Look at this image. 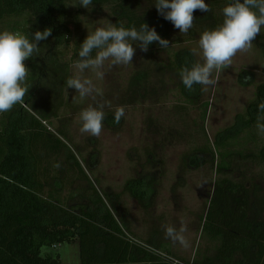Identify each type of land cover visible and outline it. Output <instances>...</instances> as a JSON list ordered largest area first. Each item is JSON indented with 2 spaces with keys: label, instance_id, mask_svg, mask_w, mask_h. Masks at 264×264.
<instances>
[{
  "label": "rangeland",
  "instance_id": "rangeland-1",
  "mask_svg": "<svg viewBox=\"0 0 264 264\" xmlns=\"http://www.w3.org/2000/svg\"><path fill=\"white\" fill-rule=\"evenodd\" d=\"M131 3L139 16L148 15L156 8V0H132ZM223 8L217 2L212 7L210 19L211 11L199 13L200 22H194L186 34L180 33L173 25L169 36L162 37L169 41L167 48L154 42L147 52H143L137 42H132L136 48L133 62L110 67V61H106L102 69L104 78L98 79L91 70L80 73L75 67L80 44L96 28L107 27L110 23L127 27L128 20L121 16L122 10L116 5L92 4L87 9L79 7L78 0H69L67 11L60 20L71 33L68 43L59 46L58 56L65 65L68 79L77 75L91 79L103 91V97L81 100L67 83L61 85L60 92L51 89L47 92L42 88L39 94L44 99L51 97L58 101L56 116L47 118L44 125L53 137L56 135L66 143L58 155L48 149L42 153L41 169L46 171L47 168L46 175H50L44 179L45 193L52 191V187H62L59 196L66 208L87 205L94 209L89 205L87 195L95 188L132 238L144 244L154 241L156 248L166 245L173 257L169 258L184 264H194L201 261L203 255L214 254L220 244L203 232V218L218 178L244 181L250 191L253 211L258 214L264 210V162L245 156L253 155L264 143V135L258 134L257 121L224 149L216 145L218 134L232 127L237 116L247 111L256 98L257 87L264 82V51L261 47L264 26L250 49L238 52L229 67L218 72L213 70L212 77L217 83L202 86L200 105L186 102L178 87L180 80L171 69L176 52L183 48L190 49L196 61L203 63L200 35L223 18ZM31 19L30 13L7 17L0 21V31L7 29L23 34L24 26ZM155 29L158 34L162 30L157 25ZM192 31L193 36L189 37ZM60 38L66 39L67 36ZM25 64L28 75L24 86L28 88L33 63L29 59ZM144 71H148L149 79L140 84L142 96L133 94L132 77ZM105 101L110 107L106 104L103 109L105 119L101 135L93 137L81 133L80 112L89 104L97 106V102ZM119 106H124L125 115L116 124L114 112ZM3 115L0 114V129ZM72 152L89 180L80 177L73 166L74 161L69 158ZM195 154H200L205 164L191 167L186 157ZM226 158L231 169L219 172L218 166ZM147 175L155 176L156 193L150 204L143 206L124 187L129 180ZM169 225L177 230L181 225L186 226L183 235L188 241L187 247L166 238L165 226ZM49 251L59 254L63 264H81L78 241L42 248L43 253Z\"/></svg>",
  "mask_w": 264,
  "mask_h": 264
},
{
  "label": "trees",
  "instance_id": "trees-1",
  "mask_svg": "<svg viewBox=\"0 0 264 264\" xmlns=\"http://www.w3.org/2000/svg\"><path fill=\"white\" fill-rule=\"evenodd\" d=\"M68 1L0 0V21L26 13L32 15L33 19L22 30L29 38L38 30H52L46 40L39 42V53L30 58L33 70L24 104L15 105L3 115L0 129V264H63L59 254L52 251L43 253L42 248L75 241L80 245L81 264H182L183 261L176 263L175 258H169L172 253L166 245L161 244L159 247L162 249L158 250L154 241L144 244L132 238L95 188L92 187L87 195L89 205L94 209L87 205L66 208L59 196L62 187H52V191L45 193L44 179L50 175H46L47 168L46 171L41 169L42 153L48 149L58 155L66 143L56 135L53 137L44 125L47 118L56 116L58 101L51 97L44 99L39 94L42 88L47 92L50 89L60 92L61 85L68 79L65 65L58 56L59 46L68 43L71 33L60 20L67 11ZM131 1L93 0L92 4L116 5L122 10L121 16L128 20L127 27L139 29L142 23L149 28L157 25L162 29L159 33L161 38L169 36L172 22L164 19L156 8L148 15H137ZM217 2L225 7L232 0H205L211 9L209 19ZM201 12H194L195 23L200 22L198 15ZM222 22L221 17L210 28ZM65 34L67 38L61 40ZM190 35L193 36V31ZM153 43L148 47L151 48ZM261 47L264 51V42ZM194 63H197L194 53L183 48L176 52L171 69L180 80L178 87L186 102L200 105L202 86L196 84L189 91L180 76L183 67L190 68ZM144 79H149L148 71L138 72L132 77L133 94L142 96L140 84ZM262 101L264 82L257 87L256 98L247 111L237 116L232 127L218 134L216 145L220 149L238 140L242 133L254 126L258 117H264V111L258 108ZM201 153H204L203 149ZM245 156L264 162V143L253 155ZM69 158L74 161L73 166L80 177L89 180L73 152ZM186 158L194 168L205 164L200 154ZM230 169L227 158L218 166L219 172ZM155 180L154 175L138 177L129 180L124 188L141 205L147 206L156 193ZM245 185L244 181L234 182L227 177L216 180L203 218V232L206 231L212 241L220 244L214 254L203 255L202 260L194 264H264V210L258 214L253 211L250 191Z\"/></svg>",
  "mask_w": 264,
  "mask_h": 264
},
{
  "label": "clouds",
  "instance_id": "clouds-1",
  "mask_svg": "<svg viewBox=\"0 0 264 264\" xmlns=\"http://www.w3.org/2000/svg\"><path fill=\"white\" fill-rule=\"evenodd\" d=\"M93 0H78V6L89 9ZM77 6V5H71ZM155 7L164 19L172 22L180 33L186 34L194 25V12L200 10L209 12L211 9L205 0H156ZM223 22L211 30H205L199 38V47L202 50L203 63H194L189 68L183 67L180 76L183 85L189 91L193 86H214L217 80L212 77L213 70L217 72L231 65L232 58L238 52L247 51L252 47L253 40L261 33L264 26V0H232L222 9ZM51 28L36 31L31 38L19 31H0V114L9 112L17 104H24L28 88L24 86L28 75L25 64L34 54L40 51L39 42L51 35ZM132 42H137L141 51L147 52L148 46L158 42L161 48H167L169 41L162 39L155 28H149L142 23L140 28L135 26L117 27L108 24L107 27H98L87 35L80 44L79 59L75 67L80 73L86 69L95 73L98 79L104 78L102 69L106 61L109 66L128 65L133 62L136 48ZM93 52L95 55L93 56ZM248 79V78H246ZM68 88H73L81 100L91 97H103V91L97 88L93 81L80 75L69 78ZM110 103L97 102V106L89 104L80 112L82 126L81 133L99 137L102 132V122L105 119L104 107ZM258 108L264 111V101ZM125 115L124 106H119L114 112V122L119 124ZM264 117H258V134L264 135ZM59 167V165H57ZM187 231L185 225L177 230L174 226H165V236L174 243L184 247L188 241L183 235Z\"/></svg>",
  "mask_w": 264,
  "mask_h": 264
},
{
  "label": "built area",
  "instance_id": "built-area-1",
  "mask_svg": "<svg viewBox=\"0 0 264 264\" xmlns=\"http://www.w3.org/2000/svg\"><path fill=\"white\" fill-rule=\"evenodd\" d=\"M164 256H165V255H164ZM174 261H175V260H174ZM175 262H176V263H178L179 261H178V262H177V261H175Z\"/></svg>",
  "mask_w": 264,
  "mask_h": 264
},
{
  "label": "crops",
  "instance_id": "crops-1",
  "mask_svg": "<svg viewBox=\"0 0 264 264\" xmlns=\"http://www.w3.org/2000/svg\"><path fill=\"white\" fill-rule=\"evenodd\" d=\"M77 241H75V243H76Z\"/></svg>",
  "mask_w": 264,
  "mask_h": 264
}]
</instances>
